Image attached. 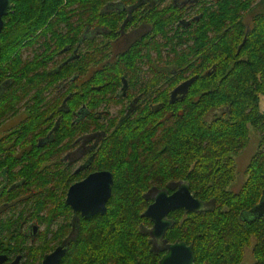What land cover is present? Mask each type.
<instances>
[{
  "label": "trees",
  "instance_id": "trees-1",
  "mask_svg": "<svg viewBox=\"0 0 264 264\" xmlns=\"http://www.w3.org/2000/svg\"><path fill=\"white\" fill-rule=\"evenodd\" d=\"M11 1L0 33V87L8 84L0 90V120L18 113L22 105L26 116L18 123V142L23 138L25 146H36L37 136H47L68 94L70 110L53 141L90 129L83 122L73 123L70 113L93 104L97 100L90 96L111 86L104 83L100 90L86 91L84 86L93 80L108 79L115 89L121 76L147 74L154 102L162 101L146 115L126 118L104 138L95 162L115 177L108 211L81 224L61 264H154V251L143 233L145 223L150 224L143 216L149 191L180 180L189 183L196 197L215 205L191 212L181 224L179 214L173 215L170 241L193 244L197 264H241L245 246L253 244L250 264H264V217L242 219V213H251L264 198V0H198L195 10L163 0L149 10L139 7L130 24L146 19L152 34L122 54L124 64L111 62L103 70L86 68L81 50L68 63L65 56L58 57L80 45L86 25L117 29L125 12L103 11L117 0ZM27 49L33 54L24 58ZM151 51L156 54L151 56ZM146 57L149 64H144ZM196 75L186 96L172 103L170 90ZM82 76L89 81L82 83ZM251 129L259 135L257 149L235 192L229 189L236 179L234 157L246 147ZM3 150L0 170L9 168L11 180L17 178L12 168L18 158L29 160L24 177L35 174L37 150L19 155Z\"/></svg>",
  "mask_w": 264,
  "mask_h": 264
},
{
  "label": "flooded vegetation",
  "instance_id": "flooded-vegetation-1",
  "mask_svg": "<svg viewBox=\"0 0 264 264\" xmlns=\"http://www.w3.org/2000/svg\"><path fill=\"white\" fill-rule=\"evenodd\" d=\"M118 1L119 0L110 2L104 7L103 11L125 12L124 21L119 24V27L110 30V28L103 25L91 27L86 25L80 45L75 49L64 51L63 54L66 52L68 54L65 63L73 61L77 56L79 57L78 51L81 50L84 54V65L86 68L94 67L103 70L105 65L111 62L114 64H124V62L120 63L122 54L126 53L136 41L152 34V25L146 19L133 22L132 24H130V22L137 8L140 7L143 10H149L156 6L161 0H138L133 5H124L122 2ZM166 1L168 0H163L162 3L164 4ZM197 1L198 0H169L168 4L174 2L178 4L180 8H191ZM245 24H248L247 18L245 19ZM150 53L151 56L156 54L154 51ZM164 53L165 49L162 50V54ZM90 64L92 65L90 66ZM94 64H97V66ZM144 64H149L147 57ZM144 68L147 69V65H145ZM80 81L86 83L89 79L88 77L82 76ZM185 81L186 80H183L170 90L167 97L172 103L182 100L188 93L172 95L174 89ZM104 83H111L110 85L115 87V82L108 79H103L99 82L93 80V82L86 84L84 87L86 91H88L90 87L93 90H100ZM119 83V86L115 89L109 86L105 92L98 91L99 93H96L95 97L90 96V98H95V100H97L92 101L94 102L93 104L89 102L84 103L80 109L70 113L73 123L83 122L87 126H90V129H82L80 131L81 133L76 134L73 138L71 134H69L60 143L54 142L52 138L54 131L59 126L63 114L70 110L67 102L71 94H68L63 100L59 108L62 114L57 116L48 135L43 138L37 136L38 141L35 143L36 146H34L33 143H28L25 146L23 138L18 142V139L21 137V134L18 133L20 129L18 123L4 131H0V138L4 139V143L1 144L0 142V157L5 153L3 149L7 150L9 153H14V155L23 154L26 149L37 150L35 162L38 163L35 174L33 176L29 175L31 177L28 178L29 176L24 177L23 175V167L28 166L29 160L18 158V164L12 168L13 174L15 177L17 176L14 180L10 179L9 168L7 170V168H3V166L1 167L0 255L4 256L2 264H42L44 257L59 246L67 248V253L63 257L64 259L72 243L75 241L74 236L79 233L78 231L81 224L85 220L97 215H104L98 213L87 218L81 211H75L73 207L67 203V195L70 187L77 182L85 180L92 173L104 170L110 171L109 169L98 168V164L95 162V158L98 155L104 138L112 131L116 130L119 124L126 118H139L140 115H146L150 109H155L158 105L162 104V101L154 102L156 94H153L152 88L148 87L149 78L147 74L138 78L121 76ZM7 86L8 84L4 83L0 87V90ZM60 87H64V89L67 88V90L71 88L69 83H61ZM53 93L54 91L52 94ZM214 112L216 111L214 110L213 113ZM95 124L98 125L96 126ZM9 138H11V140H9ZM49 142L50 145L48 147H44L40 150L41 146H45ZM13 149L15 150L10 151ZM238 153L235 154L234 157L235 165ZM113 180L112 193L115 182L114 174ZM181 182L186 181L180 180L179 182L171 183L169 187L150 190L151 200L148 206L153 202L154 192L156 193L157 190L166 189L169 193H172L178 188L177 186ZM202 201L206 203L208 209L205 208L203 211H186L185 208L181 207L172 210L167 216L172 221L171 226L174 223L172 219L173 215L176 216L179 214V217H181L179 223L181 224L191 212H196L198 214L206 212L211 210L215 205L212 200ZM148 206L145 208L143 216ZM177 210L179 212H176ZM250 215L253 218L264 217V204L263 207L257 208L256 211L252 209L251 213H245V217L242 213V219L248 220L251 218ZM147 218L150 224L145 223L143 226V233L147 234L145 240L149 242L150 250L154 251L152 255L155 259L154 264H160L162 257L166 253V245L170 243L185 241L188 245L193 246V244L185 239L170 241L168 233L171 226L167 229L164 238L157 240L151 234L154 225L153 221L149 217ZM252 246L253 244H251V246H245L241 264H250L253 262ZM248 249L251 251L252 260L246 258ZM62 261L59 264H61ZM142 264L145 263L142 262Z\"/></svg>",
  "mask_w": 264,
  "mask_h": 264
},
{
  "label": "water",
  "instance_id": "water-1",
  "mask_svg": "<svg viewBox=\"0 0 264 264\" xmlns=\"http://www.w3.org/2000/svg\"><path fill=\"white\" fill-rule=\"evenodd\" d=\"M11 8V0H0V33L4 28V16L9 13ZM196 78L197 75L186 80L174 89L172 95L188 92L189 87ZM113 181V174L108 170L92 173L85 180L77 182L70 187L67 203L75 211H81L87 218L98 213L105 214L107 203L112 195ZM177 187L172 193H169L166 189L157 190L153 202L144 213V216L149 217L153 221L154 225L151 234L157 240L164 238L167 229L171 226L172 221L167 216L172 210L182 207L186 211H203L207 208L205 202L192 194L188 183L181 182ZM263 204L264 198L262 197L258 205L254 207V210L256 211L257 208L263 207ZM166 246V253L162 257L160 264H196L193 246L188 245L187 242L176 241ZM66 253L67 248L59 246L44 257L42 264H59ZM3 259L4 256L0 255V264H2Z\"/></svg>",
  "mask_w": 264,
  "mask_h": 264
},
{
  "label": "rangeland",
  "instance_id": "rangeland-1",
  "mask_svg": "<svg viewBox=\"0 0 264 264\" xmlns=\"http://www.w3.org/2000/svg\"><path fill=\"white\" fill-rule=\"evenodd\" d=\"M168 3L169 0L166 1L164 4H168ZM195 7L196 6L193 5L191 7L192 10H195ZM32 54H33L32 50L30 49L24 50V58H29V56H32ZM67 55L68 54L66 52L65 54H62V56H59L58 58L61 59L62 57L64 56L66 57ZM21 108L22 105L20 104L18 113L12 114L0 120V131H4L11 126H15L17 123H19L22 119L25 118L26 116L25 110ZM261 108L264 109V96L261 97ZM258 141H259L258 133L255 130L251 129L250 137L246 147L242 148L239 151L238 155L236 156V179L232 182L233 183L231 184L232 186L231 185L229 186V189H232L233 191H237L240 188L241 184L243 183L244 179L247 177V174L245 173L246 166L251 156L257 149ZM251 257H252L251 251L248 249L246 258H248V260H252Z\"/></svg>",
  "mask_w": 264,
  "mask_h": 264
}]
</instances>
